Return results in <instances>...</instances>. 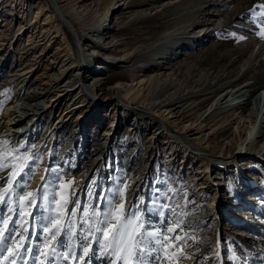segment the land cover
Segmentation results:
<instances>
[{
  "label": "rangeland",
  "instance_id": "1",
  "mask_svg": "<svg viewBox=\"0 0 264 264\" xmlns=\"http://www.w3.org/2000/svg\"><path fill=\"white\" fill-rule=\"evenodd\" d=\"M95 1L86 4L96 9L97 20L106 19L100 31L91 30L96 26L86 23L87 16L79 20L67 14L66 20L49 0H0V142L7 140V149L18 150L15 155L40 157L30 162V179L25 176L9 194L0 214L11 215L18 221L16 231H21L20 217L9 209L18 210L17 201L25 193H36L40 207L25 209L31 213L25 217L26 235L31 237L26 247L43 248L41 228L46 222L41 216L55 215L49 211L55 208L50 201L61 198V182L74 181L68 191L75 195L66 211L70 214L74 203L81 208L64 220L75 221L71 227L77 237L83 209L91 204L103 211L105 202L97 195L111 200L110 192L127 185L125 212L139 207L148 230L175 227L177 216L182 221L175 233L167 234L168 255L160 253L161 264H264V157L258 155L264 132L254 144H243L234 133L240 120L237 114L227 127L196 119V113L203 112L227 83L248 87V103L264 94V36L260 35L264 0ZM165 8L171 14L167 26L165 19L154 20ZM217 20L224 23L218 25ZM241 37L250 40L240 43ZM173 73L166 96L177 89L176 105L184 110L182 116L168 114L166 108V117L152 107L135 109L139 103L133 91L143 92L147 76L164 79ZM117 82L132 91L126 95L119 89L113 94ZM35 93L48 108L41 120L35 117L31 123L25 117L16 122L13 127L20 130L26 124L23 129L29 134L24 130L13 137L5 108ZM263 104L260 101L258 106ZM16 115L19 120L22 114ZM97 137L104 143L102 152L92 145ZM8 171H0V177ZM79 183L86 186L78 190ZM5 187L6 179L0 183V189ZM133 191L137 195L131 197ZM115 203L121 200L116 198ZM154 207L164 212V224L149 211ZM192 216L202 220L190 222ZM173 236L186 241L177 246ZM64 240L75 246L77 256L82 254L79 239ZM198 242L209 249L207 256L195 249ZM92 246L95 256L88 264H109L113 257L101 256L94 242ZM8 247L14 246L9 242ZM8 255L5 251L0 256V264H7L3 256ZM24 259L32 264L30 256ZM35 264H40L39 258ZM57 264L83 262L70 259Z\"/></svg>",
  "mask_w": 264,
  "mask_h": 264
},
{
  "label": "snow or ice",
  "instance_id": "2",
  "mask_svg": "<svg viewBox=\"0 0 264 264\" xmlns=\"http://www.w3.org/2000/svg\"><path fill=\"white\" fill-rule=\"evenodd\" d=\"M260 35L264 36V30L261 31ZM0 144L4 146V151L0 153V171L9 170L6 177H0V183L4 182L5 179L7 180V187L0 189V205H6L9 203L7 197L15 191L16 187L21 186L24 177L27 176L30 179L32 171L30 162L39 160L40 157L38 154L35 156L15 155L14 153L18 150L15 148L7 149V140L0 142ZM47 171L52 170L48 169ZM56 179H59L58 175L53 177V188ZM73 183L72 180L67 183L61 182L60 187L63 190L60 194L61 198L55 200L53 197V200L50 201V203L55 204V208L49 209V211L54 212L55 215L41 216V221L46 222L45 226L41 228V232L44 234L43 248L40 244L35 247H26L31 237L26 235L28 228L26 227L27 220L25 217L31 215V213L26 212L25 209L40 207L36 203V193H25L17 201L19 209H9L10 213L17 212L20 217L19 226L21 231H16L15 225L18 221H14L11 215L4 217L0 214V256L5 251L9 253L8 256H3V260L7 264H17L18 260L20 264H28V261L24 259L25 256L31 257L32 264H35L37 258H39L40 264H57V261L67 262L70 259L88 264V261L95 256L93 242L97 245L101 256L113 257L109 264H117V262H120V264H161L160 253L165 252V246L168 244L167 234L175 233L176 229L182 224L179 216L174 220L175 227L165 226L163 232L159 226L155 227L154 230H148L144 215L140 212L139 207H136L135 212L126 214L124 191L128 186L125 185V190L117 189L109 193L112 196L111 200L108 199V195L103 197L97 195V200L103 199L105 202L103 211L91 204L83 209V215L80 218L81 233L77 237L76 232L71 227L75 221L65 222L64 220L65 216H75L76 211L81 208L78 203H74L73 211L70 214L66 211V206L72 203L70 197L75 195L74 191L71 193L68 191ZM89 195H92V193L90 192ZM116 198L121 200L118 205L115 203ZM44 199H47L46 195ZM156 199L158 200L159 197H156ZM141 204H143V199H141ZM162 207L169 208L170 206L163 205ZM149 211L154 215H158L160 223L164 224L163 211L157 212L155 207L149 209ZM148 227H152L151 221L148 222ZM64 237H68L69 240L79 239L82 254L77 256L74 250L75 246L66 244ZM172 239L178 242L177 246H179V243L186 241V237L180 236H173ZM9 242L14 247H8ZM65 247L68 248L67 252L57 251V248ZM36 253H39V257L36 256ZM165 255H168L167 252H165ZM180 255L184 254L180 253ZM146 257H150L151 261L146 260Z\"/></svg>",
  "mask_w": 264,
  "mask_h": 264
},
{
  "label": "bare ground",
  "instance_id": "3",
  "mask_svg": "<svg viewBox=\"0 0 264 264\" xmlns=\"http://www.w3.org/2000/svg\"><path fill=\"white\" fill-rule=\"evenodd\" d=\"M49 1H51L52 4H56L58 6V8L62 11V14L66 18V20H67V14L71 16H75L79 20H82L83 18L87 16V18H90V19L86 23L96 26L95 29L91 28V30L100 31L103 28L104 21L106 19L105 20L103 19V21L97 20L96 17L93 16L95 14L96 9H94V7H91L92 5L89 7V5L86 4V2L88 1H91V2H98V1H95V0H49ZM106 1L113 2L115 0H106ZM131 2H136V1L132 0ZM168 11L169 9L167 8L163 9L162 11H159L156 17L154 18V20L159 21V20L165 19L166 23L165 22L164 23L167 26V23H168L167 17H169V14H170L168 13ZM69 23H71L70 20H69ZM223 23L224 22L222 20H217L218 25L223 24ZM248 40H250L249 37L248 38L242 37V39H240V43L242 42L245 43ZM174 75H175L174 73L168 74L166 75L164 79H163L164 77L163 75L147 76V80L145 79L143 92L141 90L133 91V96H134L133 99L139 103L138 106L135 107V109H140L142 111H145L148 107H152L155 110V112L159 111L158 113L162 114L163 117L164 116L166 117L170 113L171 115L178 114V117L182 116L184 113V110L180 109L181 106L179 107L178 105H176L177 103L180 102L177 100L179 98L177 89L175 93L169 94L170 96H166L168 95L167 89H170L172 87V85H170L168 80H171ZM19 78H16L15 80H19ZM174 87L176 88L175 84H174ZM247 88L243 84L235 86L233 85V83H227L225 87L222 88L220 94L211 102V104L203 112L196 113V116H198L196 119H199V118L201 119L203 117V121L204 120L208 121V123L213 122L214 125L218 123L220 125H225L227 127V126H230L232 122L231 116H233L234 114H237V117L240 120H238L237 125H235L236 126L235 131H234L235 137L240 143L245 144L248 141V144H251V145L254 144L255 141L260 137L261 132H264V104L262 108L258 106L260 101H263L264 103V94L259 93V96L253 97L252 102L248 103V94H247L248 89ZM119 89L125 90L126 95H128L132 91V88L130 89L128 85H125L120 82H117L116 85L112 86L111 88V90L113 91V94H115ZM214 90L215 89H213V91ZM40 93L32 94V97H31L32 99L30 97L21 98L19 100H15L14 102L6 106L5 113L8 118L10 131L13 132V137H15L19 133V131H24L25 129L23 128L25 127L28 128L26 124L24 126H21L22 129L20 130L19 128L13 127L15 126L16 122L18 121L21 122L22 119L25 117L29 118V122L31 123L35 117H38L39 120L43 118L44 113L46 112L48 108L47 107L48 103L41 104L38 101ZM158 98H161V101L159 103L157 101ZM237 98H239L240 101L235 102ZM197 104H203V101H198ZM247 104H249L248 105L249 108L248 110L244 111V106H246ZM163 108H166L167 110L169 109V112L167 115L165 113V110H163ZM186 108H188L189 110L193 109V107H191V104L190 106H186ZM189 110H187L186 112H188ZM230 110H234L232 112V115H228L230 114L228 113ZM18 112H21L22 114L19 120L16 119V116H17L16 114ZM242 120H244L245 122L247 121L248 126L245 125V122H243L242 124L241 123ZM101 122H102V119L100 120V123ZM186 128H187V125L183 124L182 129H186ZM228 130L229 129H226L225 133H227ZM25 132L29 134L28 129L27 131L25 130ZM107 133L110 134V131ZM92 145H94L95 148L101 152H102V149L105 148L104 143L100 137H97L94 143H92ZM188 148L190 147H187V150H186L187 154L189 153ZM258 150H259L258 155L261 157L262 156L264 157V143L259 147ZM136 182L138 183L140 181L137 180ZM82 186H86V183H81V184L79 183L77 185V188L79 187L78 190H80ZM136 193H137L136 191H133L130 196L132 197V195H135ZM199 218L201 217L192 216L190 217V222H197ZM204 234L206 236L209 235V233H204ZM195 249L200 251L201 255H206V256L208 255L207 251L209 249L202 247L199 242H198L197 247H195Z\"/></svg>",
  "mask_w": 264,
  "mask_h": 264
}]
</instances>
